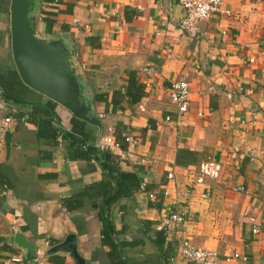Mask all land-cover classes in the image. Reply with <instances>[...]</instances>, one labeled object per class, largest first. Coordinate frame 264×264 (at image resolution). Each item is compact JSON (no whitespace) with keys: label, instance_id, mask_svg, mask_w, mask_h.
Listing matches in <instances>:
<instances>
[{"label":"crops","instance_id":"1","mask_svg":"<svg viewBox=\"0 0 264 264\" xmlns=\"http://www.w3.org/2000/svg\"><path fill=\"white\" fill-rule=\"evenodd\" d=\"M224 1L234 16L202 23L199 40L180 28L186 13L174 0L36 1L30 19L37 36L59 39L76 54L73 85L88 117L98 121L87 122L85 139L95 143L115 131L120 157L132 134L138 140L134 157L119 165L147 189L113 208L122 252L120 261L112 259L99 217L106 192L99 185L107 178L84 143L69 136L79 116L30 88L27 104L12 103L15 122L0 153V238L11 248L0 251V264H34L35 256L27 258L14 244L17 230L47 251L45 264H78L71 250L50 253L70 235L86 264H174L178 244L156 227L169 211L182 210L189 219L176 233L179 239L221 259L248 257L223 264H264V0ZM16 72L11 0H0V76ZM132 74L144 85L137 104L125 97ZM178 79L191 89L183 117L168 92ZM210 158L221 165L220 176L197 184ZM67 200L77 208L69 210Z\"/></svg>","mask_w":264,"mask_h":264},{"label":"built area","instance_id":"2","mask_svg":"<svg viewBox=\"0 0 264 264\" xmlns=\"http://www.w3.org/2000/svg\"><path fill=\"white\" fill-rule=\"evenodd\" d=\"M178 2L185 9V17L180 21V28L186 32L188 35L196 40L202 38L201 25L204 22L210 21L213 16L220 15L227 18H232L234 16L231 10L225 7L224 0H174ZM226 35V32H224ZM249 45L242 47V49L247 50ZM249 61L251 63L255 62L254 57H250ZM149 86V84L147 85ZM169 97L172 103L176 106L177 116L183 117L190 110V96L191 89L189 83L185 79H178L171 83L169 88ZM13 112L12 103L8 102L4 95L0 93V153L2 152L4 145V137L6 132L14 125L15 119L11 114ZM199 117H203L204 113L200 112ZM166 120L171 122V117H167ZM137 139L132 135L128 134L125 136V142L129 145L130 149L123 151L121 156H118V161L125 162L131 160L134 157V152L132 147L137 144ZM95 148L98 151L105 152H115L122 149V144L116 139L115 131L112 135L106 137H100L95 142ZM87 149L88 145H84ZM221 173V165L219 162L210 158L204 165H202L198 178L196 180L197 184H203L206 178L216 180L219 178ZM168 179H174V175L169 173ZM147 184L145 182L141 183L140 190H146ZM237 190H243L237 189ZM152 199H156L154 194H151ZM205 198L207 197L204 196ZM189 196L185 193L183 197V203L188 204ZM175 206L181 205L178 201H173ZM189 219V214L182 211H169L167 215L162 218L157 224V230L163 232L166 235L171 236L176 240L178 244V254L171 258L172 263H176L181 260L187 264H223L224 262H231L233 260L248 261V257L241 255L240 253H235L233 256L221 259L220 255L216 251L208 250L206 248L195 245L188 239H179L176 237V233L180 231L184 223ZM253 222V233L259 234L261 228L258 224ZM48 256L47 251L37 250L35 257L33 259L34 264H45V260Z\"/></svg>","mask_w":264,"mask_h":264},{"label":"water","instance_id":"3","mask_svg":"<svg viewBox=\"0 0 264 264\" xmlns=\"http://www.w3.org/2000/svg\"><path fill=\"white\" fill-rule=\"evenodd\" d=\"M37 0H11V44L13 60L23 83L32 90L64 106L74 115H83L77 89L73 85L71 53L59 39L47 41L39 38L30 11ZM16 247L33 258L37 248L19 231L14 236ZM71 250L78 264H86L77 251V237L53 247L50 253Z\"/></svg>","mask_w":264,"mask_h":264},{"label":"trees","instance_id":"4","mask_svg":"<svg viewBox=\"0 0 264 264\" xmlns=\"http://www.w3.org/2000/svg\"><path fill=\"white\" fill-rule=\"evenodd\" d=\"M29 90L30 88L23 83L18 72L8 76H0V91L3 92L5 99L10 103L27 104V94ZM126 90L125 97H127L130 104L139 103L145 95L144 85L137 80L135 74L130 76ZM82 110L84 115H79L78 118H74V130L72 134H69V136L75 142L88 145V148L84 151L85 154L89 158L92 157L101 163L102 169L107 178L106 183L99 185L100 187L106 188L99 212V217L103 224V244L109 249L110 257L112 259L119 258L120 261L122 246L118 245L115 241L117 232L113 222L112 210L122 200L132 198L136 191L140 189L142 180L134 172L123 171L119 165L118 156L115 153L109 151H98L94 146L95 143H91L85 139L86 137L83 135V131L87 122L98 124V121L94 118L88 117L86 107L82 106ZM117 140L119 141V139ZM182 154L184 156H190L192 155V152L182 151ZM70 202L71 200H67L66 202L68 209H76L77 205L72 206ZM161 243H164L163 239ZM8 250H11L10 246L3 238H0V251Z\"/></svg>","mask_w":264,"mask_h":264}]
</instances>
